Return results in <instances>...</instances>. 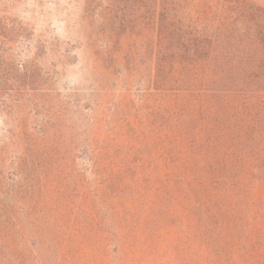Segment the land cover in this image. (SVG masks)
I'll return each instance as SVG.
<instances>
[{
    "label": "rangeland",
    "instance_id": "obj_1",
    "mask_svg": "<svg viewBox=\"0 0 264 264\" xmlns=\"http://www.w3.org/2000/svg\"><path fill=\"white\" fill-rule=\"evenodd\" d=\"M228 16L264 0H0V264H264V41L228 55Z\"/></svg>",
    "mask_w": 264,
    "mask_h": 264
},
{
    "label": "trees",
    "instance_id": "obj_2",
    "mask_svg": "<svg viewBox=\"0 0 264 264\" xmlns=\"http://www.w3.org/2000/svg\"><path fill=\"white\" fill-rule=\"evenodd\" d=\"M227 21V26L217 32L216 42L224 43L230 56H239L242 60L257 57L264 41L258 33L264 32V28L258 31L256 25L244 20L243 17L228 16Z\"/></svg>",
    "mask_w": 264,
    "mask_h": 264
}]
</instances>
